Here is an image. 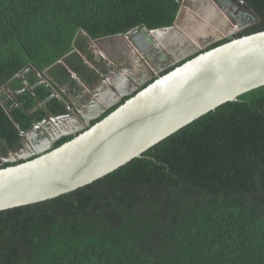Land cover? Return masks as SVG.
I'll use <instances>...</instances> for the list:
<instances>
[{"label": "trees", "instance_id": "trees-1", "mask_svg": "<svg viewBox=\"0 0 264 264\" xmlns=\"http://www.w3.org/2000/svg\"><path fill=\"white\" fill-rule=\"evenodd\" d=\"M244 1L259 20L200 51L264 30V0ZM179 5L180 0H0V89L6 83L26 110L36 105L35 96L44 100L29 115L19 106L6 111L13 99L1 103L7 94H0V150L19 146L32 116L65 111L45 84L34 86L35 73L50 76L57 87L73 85L70 73L91 83L95 77L79 52L93 63L101 60L89 39L140 24L170 26ZM17 73L35 96L13 77ZM0 264H264V84L90 183L1 209Z\"/></svg>", "mask_w": 264, "mask_h": 264}, {"label": "water", "instance_id": "water-1", "mask_svg": "<svg viewBox=\"0 0 264 264\" xmlns=\"http://www.w3.org/2000/svg\"><path fill=\"white\" fill-rule=\"evenodd\" d=\"M191 1L192 10L197 15L195 19L200 24L212 26L208 27L211 37L208 36L207 39L206 36L204 44L197 45L193 29L188 31L183 26L181 15L183 12L187 14L188 0H181L170 26L148 29L140 24L125 33L89 39L94 44L102 39L121 37L120 44L130 46L129 51H134L132 46L137 42L135 35L139 33L140 42L144 40L142 43L147 45H159L171 62H177L178 65L156 77H153V71L150 70L152 74L148 78L145 77V69L138 70L136 66L131 70L119 67L120 72L126 74L120 73L121 77L118 76L117 80L123 79L121 74L127 75L132 81L130 89L124 87L121 81L116 86V83L107 78L108 74L103 73L99 79L108 87L106 100L101 97L102 93L99 92L103 91L99 90L101 87H96V82L92 85L85 84L87 94L91 97L90 103L85 105L86 109L75 105L69 98V102L65 101L52 91L51 96H57L65 107L66 113L59 117L67 118L75 116L76 113L80 118L79 122L95 117L90 111L91 108L104 113L106 109L119 104L87 128L80 123L73 131L65 132L66 135L73 134V137L60 145L54 146L55 138L51 137L47 141L48 145L39 147L35 156L29 158L30 156L23 154V161L1 167L0 210L55 197L90 183L128 160L141 156L149 147L195 118L226 101L234 100L249 89L264 84V30L234 37L208 50L197 52L212 41L223 36L230 37L231 33L258 21L259 17L255 12L244 0H232L245 13V23L241 25L228 15V18L223 15L221 11L224 9L217 0ZM194 4L196 5L193 6ZM214 13L219 15L218 20L212 18ZM74 50L78 51L76 48ZM79 54L85 60L84 55L80 52ZM142 59L146 68L147 55L142 54ZM59 61L63 62L62 59ZM134 68L140 73L134 75ZM152 69L156 71L154 67ZM46 71L47 69L44 70L45 73ZM15 76L23 81V88L35 96L22 74L17 73L13 77ZM48 83L45 85L52 90V85ZM90 87L94 90H90ZM2 92L7 94L4 101L9 97L13 99L12 107H22L14 99L13 92L7 89L6 83L0 89V94ZM123 96L127 98L120 103ZM35 99L36 105L32 109L26 110L22 107L29 115L37 107L44 106V100H39L37 96ZM45 111L46 117H51L50 112L47 109ZM32 121L39 122L33 116ZM14 154L16 152L13 149L9 151L8 157L0 153V163L16 161L20 156L15 158Z\"/></svg>", "mask_w": 264, "mask_h": 264}, {"label": "flooded vegetation", "instance_id": "flooded-vegetation-1", "mask_svg": "<svg viewBox=\"0 0 264 264\" xmlns=\"http://www.w3.org/2000/svg\"><path fill=\"white\" fill-rule=\"evenodd\" d=\"M217 1L222 6L225 13L229 15L233 20H235L237 23L241 25L245 23V21L243 20L246 18L244 17L245 13L236 3L230 0H217ZM188 2L190 4H193L191 0H188ZM135 37L138 39L137 42H138L139 47L141 48V52H139V49L137 48H135L134 51H129L130 47H126L120 44L122 41L120 42V40L118 41V39L116 40L114 38H111L109 40L117 41L118 46H114V47L110 46L107 43L108 39H102L99 41L103 43L100 45L101 46L100 50L99 48L94 50V48L91 45H89V48L93 49L94 54H98L100 56L99 58L101 59V61L98 63H93L90 59H85L84 63L88 66V69H89L88 73H92L95 77L91 81V85L92 83L96 82L97 83L96 87H101L99 90L103 92H99V93H102L101 97H103L104 100H106L105 95L108 92V87L106 83L101 82L102 79L101 80L99 79V78H102L101 75L103 73H107L108 74L107 78L110 79L111 82L113 81L114 83H116V86L121 81L124 87H126L127 89H130L132 88V81L127 78V75L121 74L123 79L119 81L117 80L118 76L121 77L120 73L126 74V72H120V70L118 69L119 67L120 68L125 67L128 70H131V68H133L134 66H136L138 70L145 69L146 70L145 77L148 78L152 74L150 73V70L153 71V77H156L158 75H161L162 74L161 72H163L165 69L178 64L177 62L172 63L171 60L168 58L167 53L164 52L165 50L160 48L159 45L154 44V43L147 45L144 42L142 43V41L144 40L140 42L141 36L139 33L135 35ZM140 53L146 54L148 57V61L152 64V66L148 68L149 70H147V68L144 67L142 54ZM104 58L107 60L110 59L111 61L110 65L106 66L104 64L103 62ZM88 61L90 62V64H87ZM152 67H154L156 71H154ZM138 70L135 73H140ZM35 75L37 79L34 82V86L39 85L41 83L46 84L49 82L48 84L52 85V90H50V92L52 93V91H54L55 93L59 94V96L63 98L65 101H68L67 99L69 98L70 101H73L75 105H78L82 107L83 109H86L85 105L88 102L90 103L91 101V97L87 94L88 92L86 91L88 89L85 87L89 82L81 78L79 75L74 76L75 73L74 74L70 73V78L73 81L72 83L73 85L71 87L69 86L68 83L65 85H59L57 87L56 81L53 80L50 76L45 78L40 73H35ZM69 83L71 82L69 81ZM64 88H68L67 95L61 94ZM90 90H94V88L90 87ZM124 97L126 96H123L122 99ZM5 99H3L2 101H4ZM8 99H12V98L9 97ZM107 110L109 109H106L105 111ZM90 111H92V115H94L95 117H92L91 113H89V115H91L92 118L91 120L86 121V122L84 120H81L79 122L78 119L80 118L76 116V113H75V116L71 115V116H68L67 118L59 117L60 116L59 114L53 115L52 113H50L51 117L50 116L46 117V113H45V115L41 119L36 118L37 121L39 122H36V123L32 122L29 129H27L22 135L19 146L16 149H13V151L16 152L17 154V155L14 154V157L16 158L17 156H20L18 157V159H16V160H19L21 157L24 156L22 155L24 153H26L25 154L26 156H29L33 153H37L40 149L39 147L43 148L48 145L47 141H49L51 137L55 138L54 144L58 140L66 136L71 135L73 137V134L66 135L65 132L66 133L71 132L76 127H79L81 124L87 128L88 126L91 125L92 120L98 118L99 116L103 114L100 110L95 109V108L93 109L91 108ZM63 113H66V111H64ZM9 151H12V149L5 148L4 150H0V153H3L8 157ZM1 164L3 163L1 162L0 165Z\"/></svg>", "mask_w": 264, "mask_h": 264}, {"label": "bare ground", "instance_id": "bare-ground-1", "mask_svg": "<svg viewBox=\"0 0 264 264\" xmlns=\"http://www.w3.org/2000/svg\"><path fill=\"white\" fill-rule=\"evenodd\" d=\"M230 1H232V0H230ZM180 3H181V0H180ZM186 7H187V9L188 10H186L187 11V14L185 13V12H183L182 13V15H181V18H182V20L184 21L185 20V23L183 24V26L188 30V31H191L192 29H193V33L196 35L195 36V39H196V44L198 45L199 43H202V44H204V40H205V37L207 36V39H208V36L210 35V33H211V31H210V29H208V27L209 28H211L210 26H206V25H204V24H200V21L199 20H196L195 19V17H197V15L193 12V10H192V4H190L189 2H187L186 3ZM196 4H194L193 6H195ZM179 7H180V5H179ZM179 9V8H178ZM223 10V9H222ZM222 13H223V15L224 16H226L227 17V14L225 13V11L223 10V11H221ZM214 16H212V18L214 19V20H218L219 19V15L218 14H213ZM229 16V15H228ZM230 17V16H229ZM228 18V17H227ZM231 18V17H230ZM232 19V18H231ZM233 20V19H232ZM180 21V20H179ZM235 23H237L235 20H233ZM190 24V26H189V24ZM196 32H195V31ZM241 30V29H240ZM237 31H239V30H237ZM236 31V32H237ZM235 32V33H236ZM232 34H234V33H231V35ZM231 35H230V37H231ZM209 37H211V36H209ZM230 37H227V36H223V37H221V38H218V39H216L215 41H212L211 43H209L208 45H210V44H212V43H214V42H216V41H218V40H220V39H223V38H230ZM135 41H137V39L135 40ZM227 42V41H226ZM207 45V46H208ZM130 47V46H129ZM206 46H204L203 48H201V49H199L197 52H203V51H200V50H202V49H204ZM132 48L133 49H135V48H137V49H139V52H141V48L139 47V45H138V42H135V45L134 46H132ZM208 50V49H207ZM205 51V50H204ZM140 54H142V53H140ZM147 63V66H146V68H150L151 66H150V63L147 61L146 62ZM15 106H17V105H15ZM15 106H13V107H15ZM12 107V105L11 106H9V107H7L6 108V111H7V109H11V108H13ZM8 110V111H9ZM24 134V133H23ZM24 154H26V153H24ZM23 155V154H22ZM36 155V153H34V155H29L30 157L29 158H31V157H33V156H35ZM19 160H22L23 161V158L21 157Z\"/></svg>", "mask_w": 264, "mask_h": 264}, {"label": "rangeland", "instance_id": "rangeland-1", "mask_svg": "<svg viewBox=\"0 0 264 264\" xmlns=\"http://www.w3.org/2000/svg\"><path fill=\"white\" fill-rule=\"evenodd\" d=\"M183 22L185 23V20H184ZM114 39H116V40L118 39V41L120 40V42L122 41V38H121V37H115ZM115 42H117V41H115ZM117 43H118V42H117ZM101 44H103V43H102V42H99V41H97V42L94 43V44L91 43V42H89V45H91V46L94 48V50H96V49H98V48H99V50H100V49H101V46H100ZM100 60H101V59H100ZM103 62H104V64L107 66V65H110V62H111V61H110V59L107 60V59L104 58V61H103ZM106 66H105V67H106Z\"/></svg>", "mask_w": 264, "mask_h": 264}, {"label": "crops", "instance_id": "crops-1", "mask_svg": "<svg viewBox=\"0 0 264 264\" xmlns=\"http://www.w3.org/2000/svg\"><path fill=\"white\" fill-rule=\"evenodd\" d=\"M134 69H135V71H136V68H134ZM133 74L137 75V73H133ZM67 90H68V88H64L63 91L61 92V94H62V95H67ZM65 93H66V94H65ZM87 104H89V102H88Z\"/></svg>", "mask_w": 264, "mask_h": 264}, {"label": "clouds", "instance_id": "clouds-1", "mask_svg": "<svg viewBox=\"0 0 264 264\" xmlns=\"http://www.w3.org/2000/svg\"><path fill=\"white\" fill-rule=\"evenodd\" d=\"M86 91H88V90H86Z\"/></svg>", "mask_w": 264, "mask_h": 264}]
</instances>
